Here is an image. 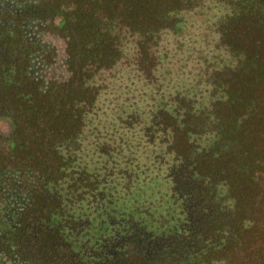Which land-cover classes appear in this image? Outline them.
<instances>
[{"label":"trees","instance_id":"trees-1","mask_svg":"<svg viewBox=\"0 0 264 264\" xmlns=\"http://www.w3.org/2000/svg\"><path fill=\"white\" fill-rule=\"evenodd\" d=\"M199 13L185 82L169 42ZM129 51L169 80L109 113ZM3 120L0 264H264V0H0Z\"/></svg>","mask_w":264,"mask_h":264},{"label":"rangeland","instance_id":"rangeland-1","mask_svg":"<svg viewBox=\"0 0 264 264\" xmlns=\"http://www.w3.org/2000/svg\"><path fill=\"white\" fill-rule=\"evenodd\" d=\"M213 17V14H196V16L191 19L190 27L183 35H180L178 38H170V45L177 46L180 49L177 58L174 60L176 64L175 70H178L180 73L179 80L187 82L195 79V72L199 71L198 67L201 62H205L206 64L212 63L213 59L211 55L213 52V45L209 40V38H212L211 36L209 37V25L212 23ZM177 40H182V42H177ZM202 50L204 54L206 52V61L203 58L199 59ZM129 53L132 56L130 51L127 52V54L122 57V60L118 61L115 68L106 71L97 79L103 86L100 104L103 109L109 113H116L118 108L117 104L123 102L126 98L141 99L138 103L142 106L143 104L151 103L155 86L160 84L161 87H164L169 80L165 77L163 69H161V71H158V69L148 71V74L151 75V79L148 78L147 83L146 81L138 80L140 78L132 79L131 76L133 77L136 74L135 72L130 74L127 60V55ZM178 58L181 59L178 60ZM0 129L6 133L9 132V123L5 120L0 121ZM130 133L128 132V134Z\"/></svg>","mask_w":264,"mask_h":264}]
</instances>
